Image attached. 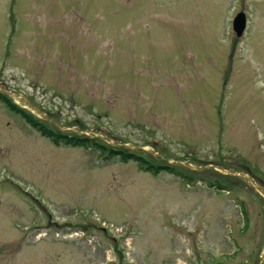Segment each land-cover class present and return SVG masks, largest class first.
<instances>
[{"label": "rangeland", "instance_id": "obj_1", "mask_svg": "<svg viewBox=\"0 0 264 264\" xmlns=\"http://www.w3.org/2000/svg\"><path fill=\"white\" fill-rule=\"evenodd\" d=\"M4 92L177 175L0 102V264H264V0H0Z\"/></svg>", "mask_w": 264, "mask_h": 264}, {"label": "trees", "instance_id": "obj_2", "mask_svg": "<svg viewBox=\"0 0 264 264\" xmlns=\"http://www.w3.org/2000/svg\"><path fill=\"white\" fill-rule=\"evenodd\" d=\"M2 101L6 104V106L15 114L19 115L27 124L33 127L37 132L40 133L41 136L49 138L52 143L56 145H64V146H71V147H86V148H93L96 150L100 155H107V157H113L119 155L123 157L125 161L132 160L140 164L145 171L152 172L153 174H158L160 171H167L168 173L174 174V170L166 169L165 167H156L153 165L148 164L145 160L140 159V157L131 154V153H121V152H114L112 150L107 149L105 146L99 145L96 141L90 140L88 138H78L74 136H66L62 134H58L52 132L41 126L37 122H35L30 116L26 115L23 111L19 110L17 107L11 105V103L2 98ZM175 175H177L175 173Z\"/></svg>", "mask_w": 264, "mask_h": 264}, {"label": "water", "instance_id": "obj_3", "mask_svg": "<svg viewBox=\"0 0 264 264\" xmlns=\"http://www.w3.org/2000/svg\"><path fill=\"white\" fill-rule=\"evenodd\" d=\"M245 29V16L242 13L237 14L232 21V30L237 37L243 34Z\"/></svg>", "mask_w": 264, "mask_h": 264}]
</instances>
